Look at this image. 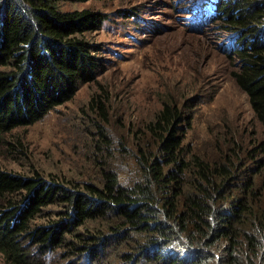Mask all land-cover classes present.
I'll return each mask as SVG.
<instances>
[{
	"label": "trees",
	"instance_id": "1",
	"mask_svg": "<svg viewBox=\"0 0 264 264\" xmlns=\"http://www.w3.org/2000/svg\"><path fill=\"white\" fill-rule=\"evenodd\" d=\"M62 1L84 0H0V143L95 77L99 60L83 34L98 29L105 16L61 10ZM211 3L216 19L236 34L242 69L234 77L264 124V0ZM183 115L179 104H163L148 126L157 138L154 148L139 145L141 175L128 182L113 170L101 185H79L0 166V252L6 262L33 264L34 245L67 246L68 255L95 257L124 242L132 250L108 264H264V213L249 193L227 200L230 165L198 154L187 158L177 129ZM56 204L58 215L51 212L38 226L42 212ZM93 222L100 223L96 230ZM186 242L188 249L175 245Z\"/></svg>",
	"mask_w": 264,
	"mask_h": 264
},
{
	"label": "rangeland",
	"instance_id": "2",
	"mask_svg": "<svg viewBox=\"0 0 264 264\" xmlns=\"http://www.w3.org/2000/svg\"><path fill=\"white\" fill-rule=\"evenodd\" d=\"M211 2H60L64 11L89 9L105 16L98 29L83 34L99 60L95 77L78 83L74 96L42 119L8 133L0 143V166L79 185H101L109 170L124 182L138 179V147L150 150L157 140L149 124L165 102L177 103L184 113L177 129L187 158L198 154L230 165L227 200L236 202L249 193L257 212L264 213V124L234 77L242 69L234 53L236 34L223 18L216 19ZM60 208L50 206L36 224L41 226ZM99 224L93 222L90 228L96 230ZM71 240L80 242L78 237ZM175 245L188 249L190 242ZM127 246L112 245L89 257L68 255L67 246L45 250L34 245L32 262L108 264L132 250ZM0 264H8L1 252Z\"/></svg>",
	"mask_w": 264,
	"mask_h": 264
},
{
	"label": "clouds",
	"instance_id": "3",
	"mask_svg": "<svg viewBox=\"0 0 264 264\" xmlns=\"http://www.w3.org/2000/svg\"><path fill=\"white\" fill-rule=\"evenodd\" d=\"M263 247H264V244H263Z\"/></svg>",
	"mask_w": 264,
	"mask_h": 264
}]
</instances>
